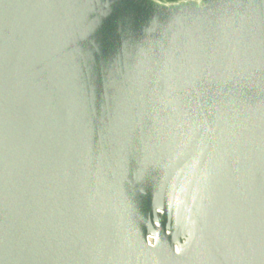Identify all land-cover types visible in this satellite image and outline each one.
I'll return each mask as SVG.
<instances>
[{
    "label": "water",
    "instance_id": "water-1",
    "mask_svg": "<svg viewBox=\"0 0 264 264\" xmlns=\"http://www.w3.org/2000/svg\"><path fill=\"white\" fill-rule=\"evenodd\" d=\"M0 264H264V0H0Z\"/></svg>",
    "mask_w": 264,
    "mask_h": 264
}]
</instances>
